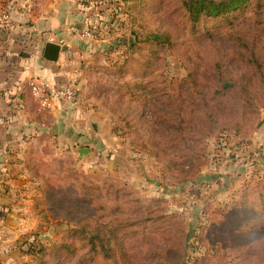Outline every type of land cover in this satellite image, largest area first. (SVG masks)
<instances>
[{
  "label": "rangeland",
  "instance_id": "374dc122",
  "mask_svg": "<svg viewBox=\"0 0 264 264\" xmlns=\"http://www.w3.org/2000/svg\"><path fill=\"white\" fill-rule=\"evenodd\" d=\"M81 3L91 17L65 40L79 105L57 100L59 128L28 140L32 182L13 185L26 211L0 228V264H112L76 232L70 218L83 216L129 225L117 242L128 260L121 252L117 264H264V80L235 61L239 12L194 21L183 0ZM260 17L259 28L251 17L240 25L264 56ZM244 71L256 75L247 95ZM220 75L238 86L223 89Z\"/></svg>",
  "mask_w": 264,
  "mask_h": 264
},
{
  "label": "crops",
  "instance_id": "0c3cea01",
  "mask_svg": "<svg viewBox=\"0 0 264 264\" xmlns=\"http://www.w3.org/2000/svg\"><path fill=\"white\" fill-rule=\"evenodd\" d=\"M88 9L81 0H0V16L3 12L10 16L0 20V228L17 225V217L26 207L23 201L16 202L22 193L13 185L32 182L25 173L28 140L37 139L49 125L53 130L59 128L57 123L64 119L62 108L57 109L60 106L54 103L47 112L50 119H58H54L56 124H46L48 113L36 99L31 83L44 79L62 86L73 76V49H62L54 62L44 57V47L50 38L73 37V26L90 19Z\"/></svg>",
  "mask_w": 264,
  "mask_h": 264
},
{
  "label": "trees",
  "instance_id": "16d2710c",
  "mask_svg": "<svg viewBox=\"0 0 264 264\" xmlns=\"http://www.w3.org/2000/svg\"><path fill=\"white\" fill-rule=\"evenodd\" d=\"M183 3L187 10L189 11L192 19L196 21L200 18L201 15L207 14L210 16H223L227 15L232 12H239L234 19L237 21H230V26L234 25V29L231 31L230 36L233 38L235 43L238 46L239 52L235 55V61H239L243 67L247 68L251 67L252 65H257V72L260 79L264 80V69H263V62L264 56H260L258 54L257 46L260 44L259 37L257 34L250 38L253 42V47L250 46L249 40L247 37L242 35L241 26L242 22H250L249 18L255 19V27L259 28L258 22H260V16H264V0H183ZM240 15V16H239ZM264 19V18H263ZM229 26V27H230ZM150 39L156 41H162L164 39L163 34L154 33L150 36ZM249 46V47H248ZM249 48L251 51L242 50L244 48ZM241 66V65H240ZM262 73V74H260ZM221 76V81L223 82L222 88L225 90L233 89L238 86V83L235 81H229L225 77ZM255 74H251L247 71H244L240 77L245 80V82H241L242 91L244 94H250L253 86V81L255 79ZM246 83V84H242ZM221 94H226L225 92H221ZM245 95V96H246ZM247 97V96H246ZM251 97H254L252 94ZM249 100V98H248ZM250 106L252 103V98L249 100ZM261 185H257L256 189L260 198V206L258 216L260 220L264 221V181H262ZM252 187L250 189H254ZM49 192H43L44 201L48 203L51 207L52 202L51 199L48 197ZM247 193L241 196L240 204L242 206H246L245 197ZM245 217L248 219L249 214L248 212H244ZM66 219H69L70 215L67 214L64 216ZM68 217V218H67ZM84 218H70V220L75 221L77 225H79V229L76 232H81L85 235V239H87V243L91 245L92 252L95 255L102 256L105 259L111 260L112 264H117L118 259L116 255H119L122 252V257L124 256L125 260H128L127 254L124 253V243L121 242V246L117 245V242L121 239L123 233H128L127 228L129 225L124 226V232H120L119 228L109 227L107 224H102L100 222H96L93 226L88 225L87 223L92 222L93 218L88 216H83ZM248 221V220H247ZM261 235V232H258ZM176 249V248H175Z\"/></svg>",
  "mask_w": 264,
  "mask_h": 264
},
{
  "label": "built area",
  "instance_id": "2783aa9c",
  "mask_svg": "<svg viewBox=\"0 0 264 264\" xmlns=\"http://www.w3.org/2000/svg\"><path fill=\"white\" fill-rule=\"evenodd\" d=\"M9 18L10 16L7 12L0 16V20H9ZM48 41L58 43L61 46H68L64 39L50 38ZM31 84L34 95L42 107H51L57 100H64L73 107L79 105L78 81L72 77L62 86H53L44 79H37Z\"/></svg>",
  "mask_w": 264,
  "mask_h": 264
},
{
  "label": "water",
  "instance_id": "95a60500",
  "mask_svg": "<svg viewBox=\"0 0 264 264\" xmlns=\"http://www.w3.org/2000/svg\"><path fill=\"white\" fill-rule=\"evenodd\" d=\"M62 49H67V46H61L60 44L55 42H47L44 47V57L49 61L56 62ZM86 152H88V148L80 149L81 154H84Z\"/></svg>",
  "mask_w": 264,
  "mask_h": 264
}]
</instances>
